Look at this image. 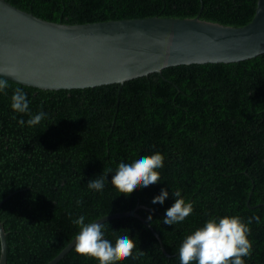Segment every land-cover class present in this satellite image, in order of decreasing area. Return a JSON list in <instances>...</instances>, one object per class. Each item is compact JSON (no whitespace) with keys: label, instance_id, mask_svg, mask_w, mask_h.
I'll use <instances>...</instances> for the list:
<instances>
[{"label":"trees","instance_id":"1","mask_svg":"<svg viewBox=\"0 0 264 264\" xmlns=\"http://www.w3.org/2000/svg\"><path fill=\"white\" fill-rule=\"evenodd\" d=\"M8 1L56 22L200 16L242 26L253 19L258 0ZM3 78L9 86L0 93V219L8 233L7 264H48L75 241L79 228L72 221L79 215L96 221L133 209L144 218L152 213L165 250L139 217L109 219L102 222L108 234L130 229L138 254L116 264H179L185 236L210 215L226 214L240 215L251 229L253 250L245 264H264V53L238 62L169 66L95 87L42 89ZM16 88L26 93L29 114L11 109ZM40 111L46 113L40 124L17 123ZM153 151L165 157L162 183L129 195L109 173L112 183L106 181L102 192L88 189L90 179L120 158ZM167 186L164 205H153ZM172 190L194 209L169 226L162 219L174 202ZM55 264L100 259L78 254L73 245Z\"/></svg>","mask_w":264,"mask_h":264},{"label":"water","instance_id":"2","mask_svg":"<svg viewBox=\"0 0 264 264\" xmlns=\"http://www.w3.org/2000/svg\"><path fill=\"white\" fill-rule=\"evenodd\" d=\"M264 53V0L242 26L196 16L136 17L86 23L56 22L0 0V75L42 89L95 87L162 72L181 64L238 62ZM135 215L110 214L104 222ZM0 264L7 263V233L0 220ZM74 241L48 264H55Z\"/></svg>","mask_w":264,"mask_h":264},{"label":"clouds","instance_id":"3","mask_svg":"<svg viewBox=\"0 0 264 264\" xmlns=\"http://www.w3.org/2000/svg\"><path fill=\"white\" fill-rule=\"evenodd\" d=\"M8 81L0 77V93L8 88ZM10 107L15 113L29 114V100L21 88H16L10 97ZM46 113L40 111L30 115L29 119H19L20 126L27 124L34 127L45 118ZM15 118V117H14ZM164 155L160 151L136 154L120 158L118 165L96 178L87 182V187L95 192H102L108 180V174L123 193L131 194L134 189L141 190L160 184V169L164 167ZM169 187H161L158 194L154 195L153 205H164L169 197ZM174 201L167 207L162 219L163 224L173 226L185 221L193 212L194 205L186 201L180 190L171 191ZM77 200V206L81 205ZM152 223V213L146 216ZM258 219V218H257ZM72 223L79 228L75 236L74 247L78 254L86 257H99L100 264H116L121 259L131 256L134 260L138 254L133 252L136 247L135 237L130 229L116 230L117 235H109L105 224L97 221H88L85 215H79ZM251 229L248 223L238 214L210 215L201 226L186 235L179 247V264H245V257H251L253 245L249 239ZM141 251L140 254H142Z\"/></svg>","mask_w":264,"mask_h":264},{"label":"bare ground","instance_id":"4","mask_svg":"<svg viewBox=\"0 0 264 264\" xmlns=\"http://www.w3.org/2000/svg\"><path fill=\"white\" fill-rule=\"evenodd\" d=\"M150 17H151V16H150ZM187 18H189V17H187ZM192 18H193V17H192ZM3 77H4V76H3ZM133 210L136 212V209H133ZM133 210H129V211H133ZM122 212H124V211H122ZM118 213H119V212H118ZM136 213H137V212H136ZM138 214H139V213H138ZM139 215H140V214H139ZM141 216H142V215H141ZM0 220H1V219H0ZM96 221H97V220H96ZM1 222H2V221H1ZM2 224H3V222H2ZM3 226H4V224H3ZM147 226H148V225H147ZM148 227H149V226H148ZM149 228H150V227H149ZM4 229H5V227H4ZM150 229H151V228H150ZM151 230H152V229H151ZM5 231H6V230H5ZM152 231H153V230H152ZM153 232H154V231H153ZM6 233H7V232H6ZM154 233H155V232H154ZM7 234H8V233H7ZM155 235H156V233H155ZM156 236H157V235H156ZM0 239H1V238H0ZM160 239H161V237H160ZM71 243H72V242H71ZM71 243H70V244H71ZM74 243H75V241H74ZM68 245H69V244H68ZM68 245H67V246H68ZM67 246H66V247H67ZM163 246H164V245H163ZM66 247H65V248H66ZM65 248H64V249H65ZM164 248H165V247H164ZM1 249H2V244H1ZM7 249H8V243H7ZM64 249H63V250H64ZM163 250H164V249H163ZM7 255H8V250H7ZM0 257H1V255H0ZM7 259H8V258H7ZM51 261H52V260H51ZM6 264H7V263H6Z\"/></svg>","mask_w":264,"mask_h":264}]
</instances>
